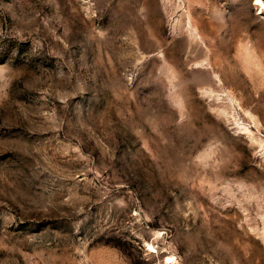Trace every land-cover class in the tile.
<instances>
[{"label":"rangeland","instance_id":"rangeland-1","mask_svg":"<svg viewBox=\"0 0 264 264\" xmlns=\"http://www.w3.org/2000/svg\"><path fill=\"white\" fill-rule=\"evenodd\" d=\"M264 0H0V264H264Z\"/></svg>","mask_w":264,"mask_h":264},{"label":"snow or ice","instance_id":"snow-or-ice-1","mask_svg":"<svg viewBox=\"0 0 264 264\" xmlns=\"http://www.w3.org/2000/svg\"><path fill=\"white\" fill-rule=\"evenodd\" d=\"M257 2H259V0H257Z\"/></svg>","mask_w":264,"mask_h":264},{"label":"bare ground","instance_id":"bare-ground-1","mask_svg":"<svg viewBox=\"0 0 264 264\" xmlns=\"http://www.w3.org/2000/svg\"><path fill=\"white\" fill-rule=\"evenodd\" d=\"M264 6V5H263Z\"/></svg>","mask_w":264,"mask_h":264}]
</instances>
